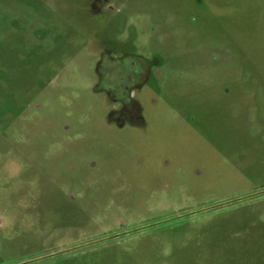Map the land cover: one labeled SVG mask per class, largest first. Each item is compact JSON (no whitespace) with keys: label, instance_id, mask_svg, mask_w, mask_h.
<instances>
[{"label":"rangeland","instance_id":"1","mask_svg":"<svg viewBox=\"0 0 264 264\" xmlns=\"http://www.w3.org/2000/svg\"><path fill=\"white\" fill-rule=\"evenodd\" d=\"M0 264H264V0H0Z\"/></svg>","mask_w":264,"mask_h":264}]
</instances>
